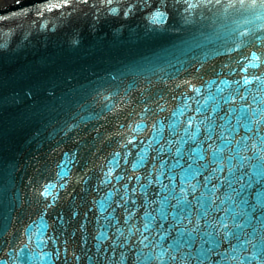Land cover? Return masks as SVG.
I'll return each instance as SVG.
<instances>
[{
    "label": "water",
    "instance_id": "1",
    "mask_svg": "<svg viewBox=\"0 0 264 264\" xmlns=\"http://www.w3.org/2000/svg\"><path fill=\"white\" fill-rule=\"evenodd\" d=\"M0 264H264V0H0Z\"/></svg>",
    "mask_w": 264,
    "mask_h": 264
},
{
    "label": "snow or ice",
    "instance_id": "2",
    "mask_svg": "<svg viewBox=\"0 0 264 264\" xmlns=\"http://www.w3.org/2000/svg\"><path fill=\"white\" fill-rule=\"evenodd\" d=\"M219 151V150H217ZM53 187V185L49 184L47 185L41 192V195L44 196L45 198H47V196L49 195V188ZM195 187V186H194ZM135 191V190H133Z\"/></svg>",
    "mask_w": 264,
    "mask_h": 264
}]
</instances>
